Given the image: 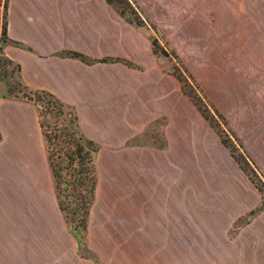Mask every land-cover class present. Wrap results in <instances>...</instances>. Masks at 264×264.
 <instances>
[{"label": "crops", "instance_id": "0c3cea01", "mask_svg": "<svg viewBox=\"0 0 264 264\" xmlns=\"http://www.w3.org/2000/svg\"><path fill=\"white\" fill-rule=\"evenodd\" d=\"M140 1L167 25L158 21L168 17L164 3ZM210 2L181 14L172 45L185 55L183 41L199 42L191 50L199 85L264 179V0ZM6 23L17 44L3 53L23 83L70 107L97 145L87 243L98 264H264L259 191L144 30L108 0H8ZM156 126L158 140L144 141ZM0 264H96L76 257L34 104L8 97L0 98Z\"/></svg>", "mask_w": 264, "mask_h": 264}, {"label": "rangeland", "instance_id": "374dc122", "mask_svg": "<svg viewBox=\"0 0 264 264\" xmlns=\"http://www.w3.org/2000/svg\"><path fill=\"white\" fill-rule=\"evenodd\" d=\"M110 1L132 22L137 23L142 20V25L139 28L144 30L149 38L153 36L157 40L156 54L161 64L177 78L181 90L188 97L189 102L196 109L201 110L197 109L201 115H204L202 116L217 136L226 144L225 147L229 150L236 164L261 195L262 202L257 210L263 209L264 179L261 173L257 169L254 160L243 149L241 142L225 118L201 88L199 79L194 74L196 68L199 70V53H195V51L191 53V50H196V45H198L197 49L199 50V42L193 41L191 44L183 41L181 45L186 53L185 56L177 48L175 50L174 46L176 44L172 40V36L178 30L181 14L186 15L189 8L196 7L199 9L200 6V9H202V4L212 6L210 0H205V2L204 0H152L157 6L164 3L169 8L165 11L168 17L164 18L160 15L158 20L166 21V26L164 24L160 26L155 21L157 18L154 19L151 16L153 13L150 12V14L144 7L146 4L143 5L140 0ZM213 3L215 4V2ZM7 6L8 0H0V98H14L34 104L51 164L61 216L76 240V257L90 259L98 264L97 256L91 251L87 243V221L92 205V203L89 205V202L96 183L95 147L90 145L89 139L81 133L74 111L70 107L63 104L51 93L36 91L37 93L33 94L34 89L24 88L20 70L16 67L17 63L3 61L5 58L3 48L6 45L5 42H7V38H3ZM208 13L210 19L214 20L216 18V15L210 10ZM199 18H201L200 15ZM160 24L162 25V23ZM192 38V35L188 37V39ZM38 96L40 99L35 101ZM26 97L34 101L28 100ZM147 132L144 141L158 140V126L149 128ZM257 210H252L249 215L241 219V222L249 220V217Z\"/></svg>", "mask_w": 264, "mask_h": 264}, {"label": "trees", "instance_id": "16d2710c", "mask_svg": "<svg viewBox=\"0 0 264 264\" xmlns=\"http://www.w3.org/2000/svg\"><path fill=\"white\" fill-rule=\"evenodd\" d=\"M108 2L110 3V4H112V2L110 1V0H108ZM113 5V4H112ZM114 6V5H113ZM115 7V6H114ZM116 8V7H115ZM117 9V11L119 12V14L121 15V16H123L128 22H130V23H132V24H134L135 26H137V27H140L141 25H142V20H139V22H132L131 20H129L127 17H125L124 15H123V12L121 11V10H118V8H116ZM6 22H5V26H4V29H3V38H7L6 39V41L7 42H5L6 44H17V43H15V42H13L11 39H9V37L7 36V26H6ZM150 40H151V44H152V47H153V51L156 53V50H157V46H158V44H157V40L153 37V36H151V38H150ZM71 54H73V55H76V56H78V57H80L82 60H85V61H87V59L85 58V57H83L82 55H80V54H78V53H71ZM3 61L4 62H8V63H10V62H12V60H10L9 58H7V57H5L4 59H3ZM16 67L18 68V70H20V67H19V65L18 64H16ZM24 86V88H27L28 89V86L27 85H23ZM39 91V92H41V93H47V91H43V90H35V92L33 93V94H36L37 92ZM48 94H49V92H48ZM51 95V94H50ZM28 100H33V99H31V98H29V97H26ZM40 98H39V96L37 97V99H35V101L37 100H39ZM34 101V100H33ZM199 111H201L199 108H197ZM203 115V114H202ZM204 116V115H203ZM222 141V140H221ZM89 142V144L90 145H94V147H95V149H94V153L96 154V152H97V145L93 142V141H91V140H89L88 141ZM222 143L226 146V144L222 141ZM49 160V159H48ZM49 164H50V162H49ZM50 167H51V164H50ZM94 185V184H93ZM93 195H94V188H93V191H92V195H91V198H90V202H89V205H91V203H92V200H93ZM90 207V206H89ZM88 214V213H87Z\"/></svg>", "mask_w": 264, "mask_h": 264}]
</instances>
